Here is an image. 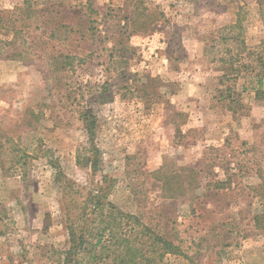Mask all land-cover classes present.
Segmentation results:
<instances>
[{"label": "rangeland", "instance_id": "374dc122", "mask_svg": "<svg viewBox=\"0 0 264 264\" xmlns=\"http://www.w3.org/2000/svg\"><path fill=\"white\" fill-rule=\"evenodd\" d=\"M104 175L150 264H264V0H0V264H85L62 206Z\"/></svg>", "mask_w": 264, "mask_h": 264}, {"label": "trees", "instance_id": "16d2710c", "mask_svg": "<svg viewBox=\"0 0 264 264\" xmlns=\"http://www.w3.org/2000/svg\"><path fill=\"white\" fill-rule=\"evenodd\" d=\"M259 83L262 84V77H260ZM101 101H103V97L99 99V102ZM80 117H82L84 121L88 134L92 139H94L97 116L93 108L87 105L81 112ZM92 151L95 155L93 158L92 156H89L86 160L87 162L91 161L93 171L96 172L99 163V160L97 159L99 148L93 144ZM162 171V168H160L157 171L149 172L147 175L156 177V175L162 173ZM58 175H62L60 170ZM102 178L103 179L99 182L100 186L89 189L86 192L85 198L80 201V203L76 201L71 205V201L68 198H66L63 202L62 209L64 217H66L65 226L69 232L68 248L65 250L66 257H68V259H70L69 261H71L72 258H70V256H76L82 252V254L85 253L88 258V260L84 262L85 264H97V260L100 257L98 250L103 243V239L106 235L105 233H108V241L111 244V246H109V251H113L112 246H117V250L120 251L118 254L115 253L116 260H119V264H138L142 262L144 264H146V262L150 264L151 259L147 257L149 250L146 251L147 242L143 240L146 232H151L148 226H139L138 224L136 227H131L129 223L128 227L131 231H129V233L128 231L122 233L120 240L116 241V235L114 232L115 225H120L122 223V219L124 218H121L120 222H118L115 214L118 216H126L127 218H133L134 216L123 212L114 203L108 202V195L106 193L107 190L102 182L103 180L105 181L108 176L104 175ZM78 208L79 211L77 212L76 210ZM106 209H108V212L110 210V212L104 214ZM98 212H100V216L98 215ZM134 218L136 219V217ZM125 224L127 225V222ZM125 224L122 223L120 229H123ZM138 229L139 231H137ZM133 231L136 233L135 237H132L130 234ZM138 240H142L143 242L139 245ZM151 240L152 242L150 246H153L155 243L160 245L163 243V247L161 248L163 252L174 251V249L176 250L179 248L166 239L165 236L161 237L157 234H153L151 236ZM178 251L179 250L177 249V253H179ZM137 259L140 262H137Z\"/></svg>", "mask_w": 264, "mask_h": 264}]
</instances>
